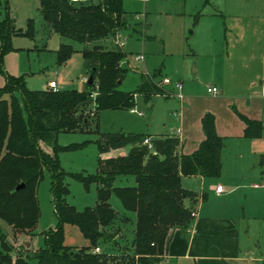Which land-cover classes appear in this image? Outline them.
<instances>
[{
    "label": "trees",
    "instance_id": "obj_1",
    "mask_svg": "<svg viewBox=\"0 0 264 264\" xmlns=\"http://www.w3.org/2000/svg\"><path fill=\"white\" fill-rule=\"evenodd\" d=\"M38 10L61 39L81 43L79 51L92 81L85 80L81 89H30L20 75L5 73L0 86V220L3 222H0V264H28L29 257L34 259V264H153L160 258L169 230L186 226L192 218V209L182 200L193 198L196 193L181 186L180 175L216 177L220 173L222 140L215 131L213 114L210 111L201 114L204 136L189 153L177 152L176 135L152 136L148 147L141 143L144 136H149L147 133L104 131L95 139L98 154L129 145L126 152L98 155L91 174L63 170L58 152L80 146L83 141L58 144L59 131L82 130L88 127L90 116L95 120L101 109L129 108L136 94L147 97L164 91L154 80L159 75L156 71L141 72L139 83L132 90L118 88L125 73L120 65L125 51L123 46L113 43L112 37L116 31L133 29L136 23L129 18L135 12L124 10L121 0L90 3L38 0ZM30 22L29 19L28 25ZM17 33L30 35L29 26L21 31L14 27L7 14L0 19V72L3 71L2 55L11 48V35ZM105 39L109 40V46L103 45ZM73 50L70 42L61 40L55 50L56 63L62 62ZM231 107L244 122L243 136H259L261 121ZM263 161L264 155H261L259 162ZM43 169L49 173L48 189L55 223L40 231L43 245L27 255L18 252L12 255V245L3 225L14 234L35 232L39 217L36 186ZM117 175H131L133 183L113 185ZM65 176L74 177L85 187L95 183V203L80 209L69 204L65 199L68 192ZM18 182L22 186L14 189ZM111 193L117 196L123 210L134 213L132 253L121 260L115 259V255L92 251L110 235L106 227L116 216L108 202ZM65 224L75 225L86 239L85 244H65Z\"/></svg>",
    "mask_w": 264,
    "mask_h": 264
},
{
    "label": "rangeland",
    "instance_id": "obj_2",
    "mask_svg": "<svg viewBox=\"0 0 264 264\" xmlns=\"http://www.w3.org/2000/svg\"><path fill=\"white\" fill-rule=\"evenodd\" d=\"M121 4L127 11L146 14L144 27L143 17L138 15L137 21H141L134 24L133 29L127 27L123 30L126 35L123 50L126 54L121 59V65L125 68V73L118 88L125 91L137 86L141 72L150 73L159 68L160 76L180 79L183 86L185 80L190 79L188 82L194 85L195 92L204 93L214 70H222L227 42L230 44L234 39V30H229L228 27L254 21L256 15L264 12V0H121ZM6 14L13 20L15 28L24 31L29 26L30 35H11V48L2 55L0 86L4 83L5 73L20 75L26 87L30 89L42 88L47 78L52 76H55L58 86L62 89H77L85 85L83 76L86 68L81 52L72 51L62 62L56 63L58 37L54 30L45 25L38 10V0H0V19ZM144 33L151 37L144 39ZM63 40L70 42L73 47L81 45L80 42L69 38ZM104 44L109 46V40L105 39ZM137 53L142 54L143 58L135 61L133 55ZM261 78L264 82V74ZM171 99L172 97L164 98L162 95L144 98L141 94H136L132 106L135 112H130L128 108H105L98 112L95 120L90 116L87 128L59 131L56 135L58 144L83 141L80 146L58 152L61 168L71 173H93L98 156L95 139L99 132L135 127V130H144L145 121L149 120L152 130L164 131L162 122L167 119L166 111L168 112V108L174 104ZM91 105L92 101L88 106ZM168 117L170 118L169 114ZM121 177L123 180L119 181ZM124 177L117 175L112 184L130 183L125 182ZM65 181L68 188L65 199L69 204L80 209L95 203V183L85 187L72 176H65ZM48 188L49 173L43 169L36 186L39 231L30 239L29 236L15 237L10 229V232L6 229V236L9 235L6 238L12 245V255L15 252L27 255L35 247L43 245L40 231L54 225L55 215ZM108 202L114 207L120 204L114 193L110 194ZM119 218L121 219L113 220L112 224L106 227L110 235L107 236V243L101 245V252L109 256L115 255L117 260L126 259L132 253L133 225L127 222L128 216L120 215ZM0 222L3 223L1 220ZM80 237L75 225L64 226L65 244H85L86 239L84 238L83 243L79 241ZM24 238L30 239V246H25ZM104 247L110 252L104 250ZM28 264H34V259L29 257Z\"/></svg>",
    "mask_w": 264,
    "mask_h": 264
},
{
    "label": "crops",
    "instance_id": "obj_3",
    "mask_svg": "<svg viewBox=\"0 0 264 264\" xmlns=\"http://www.w3.org/2000/svg\"><path fill=\"white\" fill-rule=\"evenodd\" d=\"M134 12L142 15L144 27L145 12ZM129 18L135 24L141 21H137L139 18L134 14ZM255 20L228 27L234 30V39L230 44L227 42L222 70H214L211 82L207 83L216 85L217 93H209L206 89L204 93L195 92L194 85L189 84L188 79L181 87V97L150 94L172 97L174 104L168 108L169 113L166 111V121L162 122L165 130H152L151 120L145 121L144 130H135L136 127L125 130L144 132L149 138L176 135L179 140L177 152L189 153L204 136L200 116L204 111H210L214 117L215 131L222 140L218 176L180 175L181 186L196 193L193 198L184 197L182 200L186 207L194 211V215L186 226L169 230L160 258L153 264H264V161L259 162L260 156L264 155V82L261 78L264 74V12L256 15ZM45 25L51 29L46 22ZM57 37L58 45L63 39L58 34ZM143 37L149 39L151 36L144 33ZM73 49L79 51L80 46ZM156 72L159 74L157 78L162 77L159 68ZM87 75L85 73L83 79L86 80ZM49 79H54L56 88L62 89L55 76L48 77L42 88L46 87ZM132 106L128 109L135 112V109L130 110ZM231 106L247 117L261 121L259 136H243L244 122ZM128 148L129 145L110 148L98 155L104 157L125 153ZM123 176L125 182H130L123 184L133 183L131 175ZM122 180V177L119 178V181ZM218 183L221 191L214 188ZM109 204L119 215L113 220H119L120 215H124L128 216L127 222L133 225L132 211L123 210L120 204L118 207L112 206L111 202ZM3 227L5 232L9 231L8 226ZM33 231L14 235L29 236L31 239L39 228ZM80 236L79 241L84 243V237ZM30 239L24 238L26 247L30 246ZM106 243L100 242L98 250H103L101 245ZM104 250L110 252L106 247Z\"/></svg>",
    "mask_w": 264,
    "mask_h": 264
},
{
    "label": "built area",
    "instance_id": "obj_4",
    "mask_svg": "<svg viewBox=\"0 0 264 264\" xmlns=\"http://www.w3.org/2000/svg\"><path fill=\"white\" fill-rule=\"evenodd\" d=\"M70 1L90 3V2H97L100 0H70ZM134 15L137 17L138 13H134ZM125 39H126V35L124 34L123 31H116L112 37L113 43H116L120 46H123ZM142 58H143V55L140 53L133 55V59L135 61L141 60ZM144 73H149V72H144ZM84 80H85V78H84ZM154 80H156V84L158 86L162 87V89L164 91V93H163L164 95L173 96V97H181L182 83H181L180 79H171L167 76H162V77H160L158 79H154ZM166 85H168V86H166ZM46 87L55 89L56 85H55L54 79H49L46 83ZM206 91L209 93L215 94L218 92V87L216 85L209 84L206 86ZM130 110H134V108H130ZM177 130L178 129H176V131ZM141 143L146 144L148 147H150V138L148 136H144L141 139ZM214 188L216 191H221V185L219 183L216 184ZM190 214L194 215V211L191 210ZM92 251H98V247L97 246L93 247Z\"/></svg>",
    "mask_w": 264,
    "mask_h": 264
},
{
    "label": "water",
    "instance_id": "obj_5",
    "mask_svg": "<svg viewBox=\"0 0 264 264\" xmlns=\"http://www.w3.org/2000/svg\"><path fill=\"white\" fill-rule=\"evenodd\" d=\"M86 81H87L88 83H90V82L92 81V76H91V74H88V75H87V77H86ZM20 186H22V182H18V183L14 186V189H16V188H18V187H20Z\"/></svg>",
    "mask_w": 264,
    "mask_h": 264
}]
</instances>
